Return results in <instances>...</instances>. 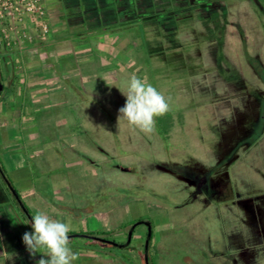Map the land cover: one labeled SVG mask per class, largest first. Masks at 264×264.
I'll use <instances>...</instances> for the list:
<instances>
[{"label": "rangeland", "instance_id": "rangeland-1", "mask_svg": "<svg viewBox=\"0 0 264 264\" xmlns=\"http://www.w3.org/2000/svg\"><path fill=\"white\" fill-rule=\"evenodd\" d=\"M204 1V18L192 6L179 21L188 37L184 53L172 55L171 80L146 81L169 102L155 131L145 134L127 121L118 127V115L115 126L110 118L84 119V138L102 142L83 144L95 163L87 179L97 183L69 180V188L81 187L83 197L97 185L99 200L108 194L115 207L114 223L163 218L167 225L149 241L153 264H264V0ZM134 228L147 230L144 223ZM138 249L136 264H144V247Z\"/></svg>", "mask_w": 264, "mask_h": 264}, {"label": "crops", "instance_id": "crops-1", "mask_svg": "<svg viewBox=\"0 0 264 264\" xmlns=\"http://www.w3.org/2000/svg\"><path fill=\"white\" fill-rule=\"evenodd\" d=\"M43 4L46 35L39 34L38 21L30 16L14 33L11 45H5L0 34V164L31 216L43 211L70 224L68 234L107 232L113 233L110 239L123 242L130 224L112 221L115 207L105 201L108 194L100 201L97 185L83 197L81 187L69 188L74 181L97 183L87 179L95 173V163L84 152L91 148L83 144L99 147L102 142L84 138V119L105 123L110 118L115 126L126 97L113 91L133 74L146 81L150 77L169 82L177 67L172 55L184 53L180 47L188 37L179 21L192 6L202 18L210 10L204 0H43ZM84 159L90 166L86 169ZM63 171L70 175L68 181H62ZM5 188L0 181V264H36L45 250L35 258L27 250L22 236L31 231V222L20 207L21 211L16 209L18 203ZM121 206V213L128 212ZM150 223L151 234L167 225L163 218ZM134 231L122 252L93 245L83 236L70 237L69 247L79 257L72 264H136L147 230Z\"/></svg>", "mask_w": 264, "mask_h": 264}, {"label": "clouds", "instance_id": "clouds-1", "mask_svg": "<svg viewBox=\"0 0 264 264\" xmlns=\"http://www.w3.org/2000/svg\"><path fill=\"white\" fill-rule=\"evenodd\" d=\"M119 89L126 97V103L119 109L118 127L121 121H127L145 134L153 133L156 117L165 115L169 110L165 96L135 74L125 82V88ZM31 228L33 231L22 236L27 250L34 258L39 250H45L36 264H72L79 258L78 253L69 247L70 224L38 211L32 216Z\"/></svg>", "mask_w": 264, "mask_h": 264}, {"label": "built area", "instance_id": "built-area-1", "mask_svg": "<svg viewBox=\"0 0 264 264\" xmlns=\"http://www.w3.org/2000/svg\"><path fill=\"white\" fill-rule=\"evenodd\" d=\"M45 15L43 0H0V34L4 44H12L14 33L29 16L38 21L39 34L46 35L49 26Z\"/></svg>", "mask_w": 264, "mask_h": 264}, {"label": "water", "instance_id": "water-1", "mask_svg": "<svg viewBox=\"0 0 264 264\" xmlns=\"http://www.w3.org/2000/svg\"><path fill=\"white\" fill-rule=\"evenodd\" d=\"M0 88H1V85H0ZM5 181L7 183L8 189L10 190L12 195L14 196V198H15L16 202L18 203L19 207L22 209V211L25 214V216L31 222L32 216L30 215V213H29L27 207L25 206V204L23 203V201L20 199L16 189L10 185V183L6 180V178H5ZM138 223H144L147 226L146 237H145L144 244H143V247H144V249H143V258H144L145 264H149L148 246H149V241H150L151 232H152L151 223L149 221H138V222H135L134 224H132L129 227L128 231H127L126 240L124 242H117V241H115L113 239H110V238H107V237H103V236H100V235H95V234L74 233V234H68V235H69V238L73 237V236H83V237H86V238H91V239H94V240L102 241V242H105V243H108V244H111V245H114V246L125 247V246H127L130 243L134 227Z\"/></svg>", "mask_w": 264, "mask_h": 264}, {"label": "trees", "instance_id": "trees-1", "mask_svg": "<svg viewBox=\"0 0 264 264\" xmlns=\"http://www.w3.org/2000/svg\"><path fill=\"white\" fill-rule=\"evenodd\" d=\"M5 178H6V180L10 183V185L12 186V183H11V181L9 180V178H8V176L6 175V173H5V170L3 169V167H2V165L0 164V181L1 182H4L5 184H6V188H5V190L8 192L9 191V189H8V186H7V183H6V181H5ZM13 187V186H12ZM9 193V192H8ZM16 209L18 210V211H21V209L19 208V206L16 204ZM22 218L23 219H26V217L22 214ZM27 220V219H26ZM29 222V221H28ZM30 223V222H29ZM30 226H31V223H30ZM31 231H33V229L31 228ZM30 231V232H31ZM98 235H100V236H105V237H108V235H109V233H98ZM151 237H152V234H151ZM149 262H150V264H153V261H152V259H151V256L149 255ZM145 264V263H144Z\"/></svg>", "mask_w": 264, "mask_h": 264}]
</instances>
